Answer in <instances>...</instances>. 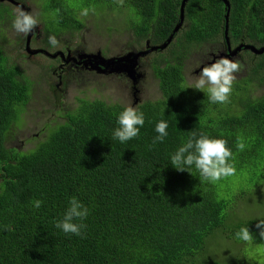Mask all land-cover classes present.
Masks as SVG:
<instances>
[{
    "label": "trees",
    "instance_id": "trees-1",
    "mask_svg": "<svg viewBox=\"0 0 264 264\" xmlns=\"http://www.w3.org/2000/svg\"><path fill=\"white\" fill-rule=\"evenodd\" d=\"M35 1L42 7L47 48L53 47L49 35L64 44L63 35L81 30L84 9L126 12L132 31L149 46L173 38L154 52L160 96L137 102L145 117L138 137L113 139L128 105L78 98L74 108L58 112L54 119L61 123L45 125L30 148L18 149L7 147L6 139L26 112L36 80L11 61L3 45L7 33L0 29V264H263L257 258L213 259L208 251L217 239L243 242L235 237L241 227L254 236L249 244L264 243L255 227L264 217L250 219L251 211H264V53L246 58L250 75L236 79L227 104L210 103L204 92L186 87L193 50L201 49L202 65L211 53L264 46V0H228L229 6L188 0L174 33L182 0ZM11 4L0 3L1 22L14 18ZM160 120L167 121L168 135L150 147ZM193 131L227 140L235 175L211 183L194 167L189 173L172 166L171 155ZM73 196L89 209L82 236L55 227ZM34 200L43 201L39 209Z\"/></svg>",
    "mask_w": 264,
    "mask_h": 264
},
{
    "label": "rangeland",
    "instance_id": "rangeland-1",
    "mask_svg": "<svg viewBox=\"0 0 264 264\" xmlns=\"http://www.w3.org/2000/svg\"><path fill=\"white\" fill-rule=\"evenodd\" d=\"M2 1L4 4L9 2L8 0ZM14 1L20 3L11 4L14 18L5 22L0 21V29H5L7 33V42H4L3 45L5 44L4 48L11 61L20 66L25 75L36 80V87L26 112L8 133L7 147L30 148L35 143L33 136L38 134L45 125L53 126L57 122L61 123L64 119L59 118L58 121L54 119L58 117V112L61 110V113L64 114L68 108H74L78 103V98H98L107 102L136 106L140 100L156 99L160 96L151 66L152 59L158 55V53H154L155 51L139 56L131 70H129L128 64L123 62L108 69L97 68L92 66L90 62H84L74 70L64 68L61 71L56 69L61 63L58 57L51 58L44 53L30 55L25 49L29 35H18L12 27L18 7L22 4L25 11L33 12L39 19V25L31 37L32 49L44 48L51 53L58 50L65 52L66 47L71 51H86L88 54L83 55L84 58L93 56L105 65L108 59L129 57L139 50L146 49V40L137 38L125 19L126 12L119 16L118 12L105 9L95 13L90 12L87 16L82 15L84 25L81 30L78 29L73 34L63 35L61 40L65 42L64 44L59 43L55 47L47 48L42 41L44 32L41 15L43 13L39 14L42 7L35 3V0ZM248 50L242 51V54L238 52L237 55H234L237 56L236 60L246 59L249 55L252 58L253 52L250 53ZM73 53L70 54L73 55ZM201 54L199 48L193 50L189 57L187 64V68L189 67L187 72L188 83L194 80V76L200 74L205 65L215 61V59L209 60L202 64L204 66H201L198 63ZM222 54H225V50H221L218 55ZM80 55L82 56V53ZM234 56L231 55L230 59L235 60ZM250 61L251 59H246L242 63L244 65L243 71L236 74L238 80L250 75ZM143 72L145 76L142 77L141 84L137 87L134 85V81L137 80V74L139 73L141 77ZM262 188L264 189L262 186L260 190ZM237 211L240 213L242 210ZM258 216L264 217V211L259 210V215L250 212V219ZM232 242L228 239L213 241L209 247L208 256L219 260L239 257L238 260H243L246 263H251V259L254 258L264 259V248L261 247L263 242L253 246L249 243L246 245V243L238 242L235 239ZM262 263L264 264V261Z\"/></svg>",
    "mask_w": 264,
    "mask_h": 264
},
{
    "label": "clouds",
    "instance_id": "clouds-1",
    "mask_svg": "<svg viewBox=\"0 0 264 264\" xmlns=\"http://www.w3.org/2000/svg\"><path fill=\"white\" fill-rule=\"evenodd\" d=\"M118 2L123 3V0H118ZM88 11V9H84L82 15L87 16ZM38 25L39 19L36 14L31 11H25L22 6L18 7L16 17L12 23V27L18 35L27 36ZM48 41L53 47L59 43L55 35H49ZM234 50L232 49V51ZM232 51L228 53L230 58L231 55H236L232 54ZM216 54L218 55L219 53ZM230 58L226 56L220 57L214 63L205 65L200 74L194 76V80L188 84L186 89L193 88L204 92L210 103L227 104L237 79L236 74L243 71L244 68V65L239 60ZM211 59L212 56L209 55V60ZM144 123V113L140 111L138 105L133 106L130 104L126 106L118 115L119 126L113 131V139H118L121 143H125L138 137L140 128L143 127ZM167 129V121L160 120L156 123L155 131L158 135L153 138L150 147L163 142L168 135ZM237 147L240 151H243L245 145L238 143ZM233 161L234 155L228 147L226 139L210 138L204 133H200L197 136L195 131L170 157V163L178 171L191 173L189 169L194 167L202 181L211 183L235 175L236 167ZM32 204L34 208L39 209L43 201L34 200ZM88 215L89 209L77 197L73 196L69 199L68 207L63 213L62 219L55 222V227L61 229L65 234L82 236L84 229L87 227L83 221ZM255 227L259 229V236L264 238V218H260ZM5 230H8V226H5ZM235 237L246 243H251L254 240V236L248 227H241L235 233Z\"/></svg>",
    "mask_w": 264,
    "mask_h": 264
},
{
    "label": "water",
    "instance_id": "water-1",
    "mask_svg": "<svg viewBox=\"0 0 264 264\" xmlns=\"http://www.w3.org/2000/svg\"><path fill=\"white\" fill-rule=\"evenodd\" d=\"M12 1H14V0H12ZM187 1L188 0H182L181 8H180V21L176 25L173 33L179 30V28L181 27V25H182V23L184 21V7H185V4H186ZM223 1L225 2L226 5H228V6L230 5L228 0H223ZM18 4H20V3H18ZM21 6L25 10V7L22 4H21ZM228 16H229V12H228V14L226 16V18H227L226 31H227V28H228ZM33 35H34V31L29 34V36L27 38L26 47H25L26 51L30 55H35V54H38V53H44V54H46L47 56H49L51 58L61 57L62 59H64L65 54H64L63 51H56L55 53H51V52H48L47 50L42 49V48L32 49V47H31V37ZM172 38H173V35H171L165 43H163L161 45L148 46V47H146V49L140 50L138 52H135L134 54L129 55V57H118L116 59L115 58L108 59V62L105 65H103L101 63V61H99L98 59H96L93 56H87V57H85V59H86L87 62H90L92 64V66L97 67V68L108 69L111 66H114V65L119 64L120 62H123V63L128 64L129 70H131L133 68L134 62L136 61V59L139 56L147 55V54H149L152 51L165 49L167 47L168 43L172 40ZM241 47H242L241 45L236 47V49L234 51H232V54H236L239 50H241ZM243 48L249 49V50H251L252 52H254L256 54L264 53V46L258 48V47L254 46L252 44H244Z\"/></svg>",
    "mask_w": 264,
    "mask_h": 264
},
{
    "label": "flooded vegetation",
    "instance_id": "flooded-vegetation-1",
    "mask_svg": "<svg viewBox=\"0 0 264 264\" xmlns=\"http://www.w3.org/2000/svg\"><path fill=\"white\" fill-rule=\"evenodd\" d=\"M8 1L11 2L13 5L14 4H18L17 2L12 1V0H8ZM1 2H4V1L0 0V3ZM243 45L244 44L241 45L242 46L241 48H242V51H245L246 48H243ZM148 46H149V43L146 44V47H148ZM58 51H60V50H58ZM70 53H73L74 56L71 55ZM80 53H82V56L80 55ZM64 54H65L64 59H62L61 57H58L61 60V63H60V65H58L56 67V69H59L61 71H63L64 68H66V69L69 68V69H73L74 70L79 65L83 64L84 62H87L86 59L83 56V55H87L88 54V52H86V51H84V52H82V51H71L69 48H67V50L64 52ZM210 56H212V59H215V60L217 58L216 56H218V58L224 57V56H226L227 58H230L228 53H225V54H222V55H215V53H211ZM207 61H209V59ZM201 66H204V65H201ZM139 78H140V75L137 74V80H136L137 82H138Z\"/></svg>",
    "mask_w": 264,
    "mask_h": 264
}]
</instances>
